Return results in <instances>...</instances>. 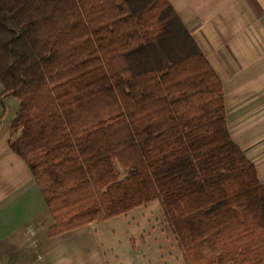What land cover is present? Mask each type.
<instances>
[{
    "label": "trees",
    "instance_id": "obj_1",
    "mask_svg": "<svg viewBox=\"0 0 264 264\" xmlns=\"http://www.w3.org/2000/svg\"><path fill=\"white\" fill-rule=\"evenodd\" d=\"M0 84L52 237L158 202L185 264H264V185L167 0H0Z\"/></svg>",
    "mask_w": 264,
    "mask_h": 264
},
{
    "label": "crops",
    "instance_id": "obj_2",
    "mask_svg": "<svg viewBox=\"0 0 264 264\" xmlns=\"http://www.w3.org/2000/svg\"><path fill=\"white\" fill-rule=\"evenodd\" d=\"M167 2L221 77L231 137L255 164L264 185V155H257L264 154V0ZM3 93L0 84V264H162V244H153L158 258L151 260L150 244L136 241L129 229L120 233L112 226L152 203L51 236L56 223L41 189L27 163L10 148L11 125L20 102L4 97L1 103ZM157 226L149 227L168 243L171 257L185 264L176 241L168 242Z\"/></svg>",
    "mask_w": 264,
    "mask_h": 264
},
{
    "label": "rangeland",
    "instance_id": "obj_3",
    "mask_svg": "<svg viewBox=\"0 0 264 264\" xmlns=\"http://www.w3.org/2000/svg\"><path fill=\"white\" fill-rule=\"evenodd\" d=\"M240 131L242 132V130ZM261 139L262 138H260V140ZM261 141H264V140H261ZM257 155L263 156L264 154L263 152L259 151ZM116 167L119 173L121 174V176L125 177L126 173L123 171V169H121L118 165ZM143 210L135 213L134 215L129 216L128 218H120L117 221H113L112 226H114L115 228H118L120 233H123L124 230L129 229L130 231H133V237L136 239V241L141 242L144 240L146 243H148V245L150 244L151 245L150 256L147 255V257L150 258L151 260H154L153 258H158L156 247L153 246V244L157 242L158 244H162L163 246L164 253L162 254V260L164 259V261H162V264H181L180 262H177V260L174 257H171L170 246L168 245V243L165 244L164 242L165 240L161 238L160 236H158L157 233L155 234V230L152 228L150 229L149 227L150 224L154 226L158 225L157 226L158 231L163 230L165 232L163 234V237L166 238L168 242H171L174 244L175 239L173 235L171 234L167 223L164 222L163 216L161 215L162 209L160 207V204L158 202H154L147 208V210L145 211ZM159 217L161 219L156 221L157 219H159ZM144 229L146 230V235L143 233ZM174 246L177 248L178 244L177 246L176 244ZM152 264H155V263L152 261Z\"/></svg>",
    "mask_w": 264,
    "mask_h": 264
}]
</instances>
